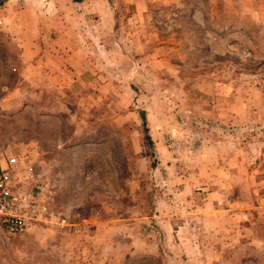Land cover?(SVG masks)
Segmentation results:
<instances>
[{
	"label": "rangeland",
	"instance_id": "rangeland-1",
	"mask_svg": "<svg viewBox=\"0 0 264 264\" xmlns=\"http://www.w3.org/2000/svg\"><path fill=\"white\" fill-rule=\"evenodd\" d=\"M29 6L42 41L80 30L82 75L24 62ZM0 154L54 213L0 264H264V0H0Z\"/></svg>",
	"mask_w": 264,
	"mask_h": 264
},
{
	"label": "built area",
	"instance_id": "built-area-1",
	"mask_svg": "<svg viewBox=\"0 0 264 264\" xmlns=\"http://www.w3.org/2000/svg\"><path fill=\"white\" fill-rule=\"evenodd\" d=\"M26 154H0V234L17 236L51 222L53 209Z\"/></svg>",
	"mask_w": 264,
	"mask_h": 264
},
{
	"label": "crops",
	"instance_id": "crops-1",
	"mask_svg": "<svg viewBox=\"0 0 264 264\" xmlns=\"http://www.w3.org/2000/svg\"><path fill=\"white\" fill-rule=\"evenodd\" d=\"M89 0H80L79 2H74V0H69L70 4H84ZM93 9H85L82 13L90 12ZM108 9H104V12H107ZM29 16V20L27 21V25H22V20H17V22L11 23L9 21V17L14 16ZM38 14L36 9L32 6L19 8L13 14L6 16L3 18L5 20V28L10 31L12 34H17L20 29V26L25 28L24 33L22 34V49L21 56L24 62L29 65H33V69H39V74L45 75H54L55 68H52V63L56 62L59 68H56L58 72L63 74H70V76L81 74L86 70V64L88 60H86V53L84 51L85 45L81 41L82 33L80 30L78 31H69L68 27H62L58 30L57 34L50 38V40L42 41L37 36H45L40 35V27L38 23ZM26 21V20H25ZM38 24V25H37ZM39 27V28H38ZM23 31V30H22ZM30 34L28 37L27 34ZM91 63H95L97 66L98 59H92ZM67 64L73 66L72 68H68ZM89 67H87L88 69ZM58 75V73H57Z\"/></svg>",
	"mask_w": 264,
	"mask_h": 264
},
{
	"label": "trees",
	"instance_id": "trees-1",
	"mask_svg": "<svg viewBox=\"0 0 264 264\" xmlns=\"http://www.w3.org/2000/svg\"><path fill=\"white\" fill-rule=\"evenodd\" d=\"M80 0H74V2H79ZM140 117H141V120H142V125L144 126V129H146L145 127V117L143 115V111H140ZM149 138V136H148Z\"/></svg>",
	"mask_w": 264,
	"mask_h": 264
}]
</instances>
